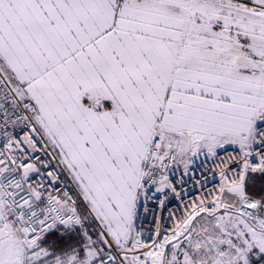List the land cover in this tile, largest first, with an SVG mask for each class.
I'll return each mask as SVG.
<instances>
[{
    "label": "snow or ice",
    "instance_id": "6c2138e0",
    "mask_svg": "<svg viewBox=\"0 0 264 264\" xmlns=\"http://www.w3.org/2000/svg\"><path fill=\"white\" fill-rule=\"evenodd\" d=\"M0 264H264V0H0Z\"/></svg>",
    "mask_w": 264,
    "mask_h": 264
},
{
    "label": "built area",
    "instance_id": "2783aa9c",
    "mask_svg": "<svg viewBox=\"0 0 264 264\" xmlns=\"http://www.w3.org/2000/svg\"><path fill=\"white\" fill-rule=\"evenodd\" d=\"M164 215H167V213L165 212ZM141 223H142V226H143L146 234L150 229H152L155 226L153 223V219H152L151 214H149L145 219H143V221Z\"/></svg>",
    "mask_w": 264,
    "mask_h": 264
}]
</instances>
